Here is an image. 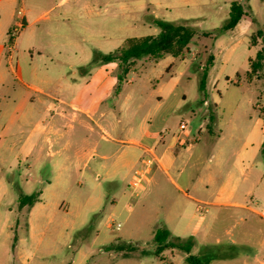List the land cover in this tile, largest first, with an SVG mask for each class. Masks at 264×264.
Listing matches in <instances>:
<instances>
[{
  "label": "rangeland",
  "instance_id": "1",
  "mask_svg": "<svg viewBox=\"0 0 264 264\" xmlns=\"http://www.w3.org/2000/svg\"><path fill=\"white\" fill-rule=\"evenodd\" d=\"M233 1L237 0H112V6L108 8L111 15L115 16L113 23L118 29L119 40L106 45L104 53L121 47L124 41L121 39L156 36L158 29L149 22L154 16L186 25L196 32L187 47L188 51L181 58L164 55L160 59L150 60L142 57L135 60L127 73H123L117 63L112 62L114 67L108 70L109 77L101 88L106 89L107 94L97 104L99 108H134L138 104L142 105L141 108H154L157 101L155 89L159 84H167V87L171 78L176 77L177 94L184 95L185 99H179L180 108L184 109L173 119V125L180 120L184 126L180 131L181 137L188 139L192 150L201 149L203 153L202 164L195 166L193 158H187L182 150V156L186 158L177 159L175 166L169 170L175 183L188 194L192 192L190 188L186 190V186L194 182L196 167L204 171L209 166L215 172L214 186L222 181V176L217 173V161H209L211 148H214L215 154L222 150L220 158L224 169L229 170L235 178L240 177L234 166L240 144L213 141L220 135V130L225 139L228 137L231 132V124L227 122L230 114L234 116L237 128L245 133L253 128L259 132L264 124L260 113V108H264V79L251 82L245 79L248 59L254 57L257 51V47L250 43V36L257 29L264 31V0L248 2L251 18L255 21L252 27L244 32L237 29L219 32ZM25 3L32 6L31 0H25ZM41 3L53 5L54 0H42ZM49 7L45 6L42 11H47ZM103 9L104 2L96 11L102 12ZM57 10L54 8L46 13V18L39 21L37 31L52 20ZM82 15L85 17L87 14ZM245 20L251 21L250 18ZM77 22L71 20L67 24L70 34L74 32ZM21 31L18 36L22 34ZM202 33L209 35L203 36ZM36 43L44 47L50 45L45 39H36ZM52 49L44 50V53L56 63L55 72L60 68L64 76L54 79L45 91L66 101L71 100L84 83L82 77L85 74L94 67L109 64L91 65L92 51L96 49L91 50V54L87 49L81 53L78 48L71 46ZM210 55L213 65L208 72L205 89L208 104H201L202 93L198 90V84L201 68ZM95 95H98V91ZM139 97L142 98L140 101ZM33 100L34 108H42L35 95ZM162 101L168 108L172 99L166 101L162 97ZM211 108H215L218 125L208 132V120L205 117ZM67 123L73 127L70 138L77 142L80 137L77 121L67 120ZM235 136H241V133L236 132ZM192 138H197L198 142H190ZM40 145L38 140L36 148L28 157L21 155L18 148L16 160H11V157H7L6 161L0 160V264H23L25 257L31 254L28 252H34L30 264H187L186 255L178 249H164L160 256L153 255L157 247L153 240L155 231L165 228L173 233L177 227L184 225V216L189 211L186 208L189 203L186 196L179 193L161 170L157 168L152 173H146L150 181L143 180L137 189L130 187L135 175L127 170L120 171V188L116 192L105 174L110 160L105 162L106 168L101 172L91 171L95 167L94 162L83 171V163L74 161L75 145L67 153L72 165L62 174L56 166L57 157L50 153L55 147L52 150L44 147L39 151ZM256 161L261 163L264 170V156L258 153ZM38 192V203L29 210H18L20 193L31 195ZM95 202L102 206L94 216L89 211ZM199 207L213 211L210 206ZM197 216L205 217L204 224L193 236L189 234L192 224L185 232L194 242L190 254L199 256L208 249L213 257L211 264H227L220 255L232 254L233 248L225 246L226 238L219 245L213 244L209 238L211 235L208 236L205 230L209 215L202 212ZM181 218L182 223L179 222ZM29 220L35 226L34 239L29 237ZM110 245L122 248L131 246L133 251L128 253L126 248L123 251L110 250ZM233 262H238V258Z\"/></svg>",
  "mask_w": 264,
  "mask_h": 264
},
{
  "label": "crops",
  "instance_id": "2",
  "mask_svg": "<svg viewBox=\"0 0 264 264\" xmlns=\"http://www.w3.org/2000/svg\"><path fill=\"white\" fill-rule=\"evenodd\" d=\"M31 1L30 7L25 0H0V160L6 161L7 157L16 160L18 148L21 155L28 157L40 140L39 151L44 147L48 150L55 147L50 153L57 157L56 166L65 174L72 165L67 153L76 145L74 161L83 163V171L94 162L95 167L91 171L101 172L106 168L105 162L110 160L105 174L116 192L120 188V171L127 170L133 175L140 172L146 181H150L145 174L158 168L189 201L184 225L177 227L173 233L167 229L172 238L189 239L185 235L187 227L192 224L189 234L193 236L205 220L204 216L197 214L207 213L209 216L205 230L208 236L211 235L209 238L213 240L212 243L219 245L226 238L225 246L235 249H232V254L220 255L227 264H264V220L258 214L264 207V170L261 163L256 161L264 142V124L259 132L253 128L245 133L237 128L235 118L230 114L227 122L231 124V132L228 137L225 139L220 130V135L213 141L240 144V151L234 161L240 177L235 178L229 170L224 169L220 158L222 150L215 154L214 148H211L209 161H217V173L222 176V181L214 186L215 172L209 166L204 171L196 167L194 182L186 186V190L190 188L192 193H186L172 179L169 170L175 166L177 159L184 157L182 150L187 158H193L195 166L202 164L203 153L201 149L192 150L188 139L181 137L180 124L183 123L180 120L173 125V119L184 109L180 108L179 99L184 100L185 96L177 94L178 79L172 77L167 87V84H159L155 89L157 101L154 108H141V104L134 108L97 107L107 94L106 89L101 88L109 77L108 70L114 67L112 63L94 67L85 74L82 77L84 83L71 100L52 96L45 89L54 79L63 78L64 73L60 68L55 72L56 63L44 50L71 46L78 48L81 53L87 49L91 54V50L96 49L99 51L94 50L92 54L95 51L106 54L103 48L119 40L118 29L113 23L115 16L108 9L112 6V0H54L53 5H43L42 0ZM102 2L105 9L96 11ZM45 6L51 7L43 12ZM54 8L58 9L56 15L37 31L39 21ZM19 10L21 14H18ZM83 13L87 15L83 17ZM85 18L95 21L87 22ZM71 20L78 22L70 34L67 24ZM18 23H23L22 34L10 47L8 33ZM254 24L243 18L232 30L244 32ZM36 39H45L50 42V47L39 45ZM96 91L98 95H95ZM33 95L42 108H34ZM162 97L166 101L172 99L168 108H165ZM141 99L139 97L138 101ZM261 116L264 120V115ZM67 120L77 121L80 134L77 142L70 138L73 127L66 124ZM205 120H208V115ZM217 125L215 114L212 129ZM236 132H240L241 136H235ZM190 142L196 143L198 139L192 138ZM185 145L187 148L184 149ZM91 205L93 207L89 212L95 216L102 205L98 202ZM113 205L116 206L115 203ZM200 205L210 206L213 211L203 209ZM34 230V223L29 220L28 232L32 239L35 238ZM28 253L31 254L25 257L23 264H30L34 252ZM236 258L238 262H233ZM231 259L234 260L231 262Z\"/></svg>",
  "mask_w": 264,
  "mask_h": 264
},
{
  "label": "trees",
  "instance_id": "3",
  "mask_svg": "<svg viewBox=\"0 0 264 264\" xmlns=\"http://www.w3.org/2000/svg\"><path fill=\"white\" fill-rule=\"evenodd\" d=\"M249 0H237L231 2L229 6L228 17L219 32H226L234 29V27L243 19L250 18L252 22H255L251 18V10L248 5ZM149 22L158 29L156 36H145L140 38H127L124 40L121 47L110 53L94 52L91 65L97 63H117L119 69L123 73H127L136 59L142 57H148L151 60H157L164 55H170L174 58H181L184 52L188 51L187 47L191 42L196 32L191 28L183 24H177L173 22L164 21L158 18H150ZM203 36L209 35L208 33H202ZM250 43L254 46H258V49L253 58L248 59V70L245 72V79L247 82L253 80L264 79V31L257 29L250 36ZM213 65V57L210 55L204 66L201 68V76L198 84V90L202 93L201 104H204L207 98L205 92L206 83L208 78V72ZM214 108L208 109V125L207 130H212L215 122ZM261 115H264V108H260ZM261 154L264 156V142L261 145ZM40 193H34L31 195H25L20 193L17 199L18 210L23 208L29 210L35 203L39 202ZM154 242L157 247L153 252V255L158 257L164 249H178L185 256V262L187 264H209L213 259L209 254V250L205 249L199 256H193L190 254L194 242L191 239L181 240L179 238H172L170 233L165 228H159L155 231ZM127 249V252L133 251V247H119L110 245L108 249H115L117 251H123Z\"/></svg>",
  "mask_w": 264,
  "mask_h": 264
},
{
  "label": "built area",
  "instance_id": "4",
  "mask_svg": "<svg viewBox=\"0 0 264 264\" xmlns=\"http://www.w3.org/2000/svg\"><path fill=\"white\" fill-rule=\"evenodd\" d=\"M18 14H21V10L18 11ZM23 27V23H18L17 25H15L13 28H11V30L8 33V38H9V46L12 47L13 42L16 40L19 31L22 29ZM184 126L183 124H180V128L182 129ZM145 180V178L143 177V175L140 172H136L135 173V177L131 182L130 187H133V189H137L138 186L140 185V183ZM132 189L133 194L135 195L136 192L134 193ZM259 217L264 220V207H262L259 212Z\"/></svg>",
  "mask_w": 264,
  "mask_h": 264
}]
</instances>
